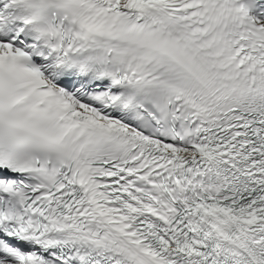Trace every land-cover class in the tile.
<instances>
[{
    "label": "snow or ice",
    "instance_id": "obj_1",
    "mask_svg": "<svg viewBox=\"0 0 264 264\" xmlns=\"http://www.w3.org/2000/svg\"><path fill=\"white\" fill-rule=\"evenodd\" d=\"M0 264H264V0H0Z\"/></svg>",
    "mask_w": 264,
    "mask_h": 264
}]
</instances>
